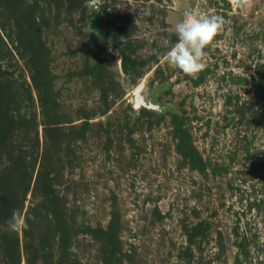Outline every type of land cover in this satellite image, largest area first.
<instances>
[{
	"label": "rangeland",
	"instance_id": "obj_1",
	"mask_svg": "<svg viewBox=\"0 0 264 264\" xmlns=\"http://www.w3.org/2000/svg\"><path fill=\"white\" fill-rule=\"evenodd\" d=\"M99 6L0 0V264H264V0ZM188 10L226 21L195 76Z\"/></svg>",
	"mask_w": 264,
	"mask_h": 264
},
{
	"label": "clouds",
	"instance_id": "obj_2",
	"mask_svg": "<svg viewBox=\"0 0 264 264\" xmlns=\"http://www.w3.org/2000/svg\"><path fill=\"white\" fill-rule=\"evenodd\" d=\"M99 4L100 0H97ZM225 23L219 14L197 15L186 11L174 26L177 41L169 45L165 53L166 62L187 75H198L207 68L204 50L223 31ZM23 226L27 227L26 222Z\"/></svg>",
	"mask_w": 264,
	"mask_h": 264
},
{
	"label": "water",
	"instance_id": "obj_3",
	"mask_svg": "<svg viewBox=\"0 0 264 264\" xmlns=\"http://www.w3.org/2000/svg\"><path fill=\"white\" fill-rule=\"evenodd\" d=\"M89 8L91 9L92 6H96V2L92 1L89 2ZM100 7V6H99ZM144 88L143 81H140L138 84L134 86V88L131 91V106L134 110V113H138L139 107H145L150 110L159 111L160 110V104L156 102H152L151 99L145 98L142 91Z\"/></svg>",
	"mask_w": 264,
	"mask_h": 264
}]
</instances>
